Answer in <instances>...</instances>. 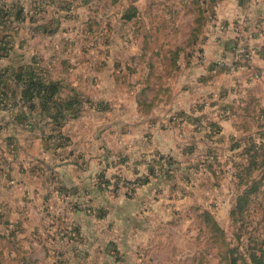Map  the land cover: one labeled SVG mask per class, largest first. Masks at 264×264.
I'll list each match as a JSON object with an SVG mask.
<instances>
[{"label":"rangeland","instance_id":"obj_1","mask_svg":"<svg viewBox=\"0 0 264 264\" xmlns=\"http://www.w3.org/2000/svg\"><path fill=\"white\" fill-rule=\"evenodd\" d=\"M215 2L0 0L17 26L4 49L37 59L40 71L49 57L99 69L132 42L204 39ZM240 2L239 20L253 23L258 0ZM164 64L148 77L118 73L117 92L78 95L90 102L76 118L49 124L32 204L14 191L25 203L0 210V264H264V102L239 106L226 136L218 112L212 121L180 110L189 87L180 94L176 63ZM5 213L32 218L8 220L21 229L8 235Z\"/></svg>","mask_w":264,"mask_h":264},{"label":"crops","instance_id":"obj_2","mask_svg":"<svg viewBox=\"0 0 264 264\" xmlns=\"http://www.w3.org/2000/svg\"><path fill=\"white\" fill-rule=\"evenodd\" d=\"M8 7L6 4L0 8V210L17 211L16 207L25 203L24 198L13 197L14 191L20 195L27 191L29 205L34 199L32 192L36 187L31 185L32 175L36 174L39 166H43L40 157L49 155L48 132L52 122L47 110L49 86L54 90L52 105L63 106L65 120L69 121L76 118L78 114L74 112L81 110L83 102H90L89 99L78 102L76 96L111 94L112 89L117 92L118 85L113 79L118 73L148 77L151 72L162 70L161 62H173L176 63L174 76L181 84L180 94L189 87L187 95L190 101L186 107L180 105L179 108H183L180 110L193 116L204 115V119L208 116L213 121L218 109L226 108V116L218 117L221 134L226 136L235 131L239 106L249 99L264 102L261 99L264 96V0H258L256 12L252 15L253 23L239 20L242 16L240 0H217L213 4V20L206 24L204 39H160L158 45L151 49L141 47L139 41L132 42L125 45L122 54L115 55L111 51L105 59L108 64L98 70L92 65L84 69L68 68L70 61L63 57H49V62L45 61L49 69L40 71L38 60L32 56L16 53V49L8 54L4 47L14 44L12 36L17 29L9 21ZM172 26L174 29L185 28L180 22ZM161 27L166 25L161 24ZM242 42L253 51L251 64L241 63L229 70L232 61L237 59L233 47ZM150 61L154 68H151ZM124 63L128 70L119 67ZM92 77L96 81L87 85V79ZM197 100L201 103L199 107L193 104ZM214 100H218V105L213 104ZM64 123L59 119L55 125L62 127ZM4 218L5 222L15 224L26 219L30 222L32 216L5 213ZM14 224H6L2 232L20 234L21 229L13 228Z\"/></svg>","mask_w":264,"mask_h":264},{"label":"trees","instance_id":"obj_3","mask_svg":"<svg viewBox=\"0 0 264 264\" xmlns=\"http://www.w3.org/2000/svg\"><path fill=\"white\" fill-rule=\"evenodd\" d=\"M35 87H37V85H34ZM38 90H40V88L38 87ZM53 88L49 86V95L46 96L48 98L49 101V106L47 107V110L49 111V117L51 118L52 122H58L59 119L60 120H65L66 118V113L64 111V107L63 106H53L52 105V93H53ZM45 96V95H44ZM68 109H70V106H68Z\"/></svg>","mask_w":264,"mask_h":264},{"label":"built area","instance_id":"obj_4","mask_svg":"<svg viewBox=\"0 0 264 264\" xmlns=\"http://www.w3.org/2000/svg\"><path fill=\"white\" fill-rule=\"evenodd\" d=\"M239 48V47H238ZM237 51V52H239L240 53V58L238 57V55H236L237 56V59L236 60H234L232 63H231V65L228 67L229 68V70L231 69V68H234V66H236V65H238V64H241V63H245V64H251L250 63V60H251V57H252V54L251 53H249L246 49H243V48H239V49H234V51ZM236 52V53H237ZM235 53V54H236ZM226 114H227V109L226 108H221L219 111H218V116L221 118V117H225L226 116Z\"/></svg>","mask_w":264,"mask_h":264}]
</instances>
